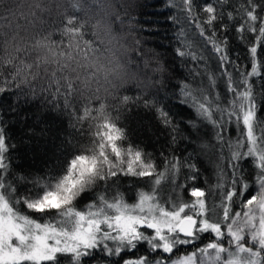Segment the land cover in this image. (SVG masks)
I'll return each instance as SVG.
<instances>
[{"label": "snow or ice", "instance_id": "snow-or-ice-1", "mask_svg": "<svg viewBox=\"0 0 264 264\" xmlns=\"http://www.w3.org/2000/svg\"><path fill=\"white\" fill-rule=\"evenodd\" d=\"M195 3L196 0H167L166 7L179 9V15L169 17L174 23L196 21L199 36L205 44L211 45L218 67L223 69L221 75L226 77L223 81L225 91L233 94L227 100L228 106L224 107L219 103L221 95L209 100L211 93L203 95L208 91L205 88L200 89L204 102L192 96L191 91L184 92L186 96H192L197 115L216 129L215 138L221 142V147L225 140L221 132L227 128L214 119V111L221 116L227 112V123L235 125L238 138L227 141L230 152L228 168L225 169L222 162L217 163L216 183L208 188L193 183L189 198H185L183 193L187 181L177 183L182 166L178 162H169L170 167L166 166L164 172L155 176L151 191H138L137 202H126L124 194L117 190L111 200L99 194V203L88 204L86 211L78 210V198L96 188L99 182H104V188L108 189L109 180L118 174L151 178L156 173V165L143 159L140 151L120 145L122 130L106 121L98 126L99 131L91 133L99 141L98 155H88L82 150L74 154L62 169V174L37 182L40 191L30 189L18 195L17 189L6 185L3 175H0V264H59L60 257H68L65 264H82V260L92 256L97 249L106 257H122L125 252L137 251L142 244L146 246L145 252L135 258H124L122 264H264V118L258 115L260 105L252 83V78L262 76L264 68L258 59V49L264 46V17L257 15V5L253 0H248L250 8L241 5L243 19L236 27V38L247 46L250 71L245 72L237 62L239 57L230 55L229 38L224 35L230 26L222 24L220 34L215 28V24L224 19V13H217L213 3H208L203 7L207 17L201 21L194 15ZM227 18L229 21L237 19L232 12L227 13ZM246 33L255 34L254 41L249 42ZM183 36L185 29L181 27L177 38ZM176 52L180 57L191 55L193 60L198 59L180 47ZM207 78L212 87L217 86L214 76L208 75ZM0 83L8 87L7 81ZM187 88L188 85H184V89ZM5 90L0 86V92ZM63 96L64 106L69 107V93ZM82 113L78 118L85 121L88 110L82 108ZM160 114L165 123H169L165 113L161 111ZM72 115H76L75 109ZM6 152L4 137L0 133V170L5 171L8 168ZM100 157L107 174L102 175L98 183H93L89 177L96 175ZM247 158H251L257 170V190L245 201L246 193L252 190L246 182L244 161ZM223 159L221 155L220 160ZM186 166L192 173L187 180L195 182L198 179L197 165L189 163ZM166 173L169 174L167 177ZM166 178L170 180L171 191L164 199L163 193H158V186ZM237 204L244 211H236L232 215L233 206ZM16 206H26L27 210L44 218L43 222ZM205 235L209 240L203 247L178 254L180 246H194ZM106 264L113 262L106 261Z\"/></svg>", "mask_w": 264, "mask_h": 264}, {"label": "trees", "instance_id": "trees-1", "mask_svg": "<svg viewBox=\"0 0 264 264\" xmlns=\"http://www.w3.org/2000/svg\"><path fill=\"white\" fill-rule=\"evenodd\" d=\"M208 3H213L217 13H224V19L215 24L218 34H220L222 24L230 26V30L224 33L229 38L230 55L233 58L238 56L237 62L244 68V71H250L247 46L241 44L236 38V27L243 19L241 5L244 8H250L248 0H196L194 15L198 16L201 21L207 17V14L203 12V7ZM253 3L257 5V15L264 17V0H253ZM166 5L167 0H139L135 17L141 34L145 38V44L155 53L161 70L164 71V83L146 98L140 97L137 90L129 88L126 94L132 98L116 122V126L123 132L120 145L140 151L143 159L150 160L156 165V173L151 178L124 177L118 174V177L109 180L108 189L104 188V182H99L96 188L83 193L78 198V209L82 208V204L87 205L97 201L98 194H104L111 200L117 190L123 194L126 188H132L135 192L150 191L148 185L152 184L157 174L165 171L166 166L170 167L169 162H178L182 166L181 178L177 179V183L187 181L183 193L185 198H189L188 193L193 183L201 188L214 185L216 168L214 171L209 168L202 153L205 149L206 134H208L210 144L213 145L214 157L217 159L215 166L222 162L225 169L228 168L230 153L225 154L221 151L224 147L226 148L229 139H234L232 132L234 126L232 123H227L229 120L227 112L221 116L219 112L214 111V119L224 123L227 128V131L221 132L225 140L223 147H220L221 142L215 138L216 129L211 123L197 115L196 108L193 107L192 96L204 102L200 89L205 88L208 91L203 95L211 93L209 100H215L217 95H221L219 103L227 107L225 96L231 97L233 94L225 91L223 81L226 77L221 75L223 69L218 67L215 54L211 51V45L205 44L204 39L199 36L195 28L196 21L174 23L169 17L179 15V9L169 8ZM228 12H232L237 19L229 21ZM259 23L258 20L257 27ZM181 27L185 29V36L178 39L177 33ZM246 36L249 42L254 41L255 34L246 33ZM181 40L184 41L183 44ZM177 47L196 55L198 59L193 60L191 55L180 57L176 52ZM201 56L205 59H199ZM258 59L264 65V46L258 49ZM225 68L235 72V69L230 68L229 65H225ZM208 75L217 79L216 87L210 85ZM252 83L260 105L258 115L264 118V68H262V76L252 78ZM184 85H188V88L184 89ZM0 86L6 88L4 92H0V133L7 147L5 163L8 165L7 171L0 170V175H3L6 185L17 189L18 195H23L30 189L34 192L40 191L37 182H44L62 174V169L66 168L73 155L80 153L81 145L92 138L87 122L80 120V123H77L78 117L83 114V107L77 108L72 101L69 107H65V97L62 94H54L46 100L43 98L21 99L14 88L10 89L2 83ZM186 91H191L192 96H186L184 94ZM74 109L76 115H69ZM161 111L165 113L169 123H165V118L160 114ZM199 127L206 129L207 133L203 134L205 137L198 133ZM257 134L259 135V131ZM216 149H220V152ZM221 155L224 157L223 161L220 160ZM189 163L197 165L198 179L195 182L187 180V177L192 174L186 166ZM244 167L247 169L246 182L253 189L257 170L252 165L251 158L244 161ZM168 175L166 173V177ZM210 176L211 181H208ZM167 180L170 184V180ZM112 185L115 186L111 187ZM163 188L164 184L161 183L160 190ZM166 192L163 191V193ZM251 195H253L252 190L247 192L243 199L246 201L251 198ZM16 207H21L26 214L43 222L44 218L27 210L26 206ZM238 207H240L239 204L233 206L232 215ZM206 237L207 235L197 241L194 246H180L178 253L184 254L185 251H192L194 247L203 246L208 240ZM145 248L142 244L137 251L125 252L122 257H106L97 249L92 256L84 258L82 264H106V261L122 264L124 258H135L138 254L144 253ZM67 260L68 257H60L59 264H65Z\"/></svg>", "mask_w": 264, "mask_h": 264}, {"label": "clouds", "instance_id": "clouds-1", "mask_svg": "<svg viewBox=\"0 0 264 264\" xmlns=\"http://www.w3.org/2000/svg\"><path fill=\"white\" fill-rule=\"evenodd\" d=\"M138 7L139 0H0V81L21 99L69 93L88 110L91 133L116 124L129 88L146 98L164 83L135 20ZM98 143L92 136L81 150L98 155ZM99 159L93 183L107 174Z\"/></svg>", "mask_w": 264, "mask_h": 264}, {"label": "rangeland", "instance_id": "rangeland-1", "mask_svg": "<svg viewBox=\"0 0 264 264\" xmlns=\"http://www.w3.org/2000/svg\"><path fill=\"white\" fill-rule=\"evenodd\" d=\"M230 96L229 95H226L225 96V100L227 101L228 100V98H229ZM234 119V118H233ZM233 126H234V129H233V136H234V139H231V140H233V141H235L238 137H237V131H236V127H235V125L234 124H232ZM198 133L200 134V135H202L203 137H205L203 134H206L207 133V131H206V129L205 128H203V127H199L198 128ZM207 135V137H205V139H204V141H205V145H208V147H205V149H203V157H204V159H205V162H206V164L209 166V168L212 170V171H214V168H216L215 167V162H216V158L214 157V153H213V145H211L210 144V141L208 140V134H206ZM211 145V146H210ZM221 147V146H220ZM246 150V149H245ZM216 151H218V152H220V149H216ZM221 152H224L225 154H228V153H230L229 152V150H228V146H226V148L224 147L223 149H222V151ZM211 181V176L210 177H208V181ZM162 183L164 184V188L162 189V190H160V186H158V193H163V191L165 190V191H167L166 193H163V198L164 199H166L167 198V194H168V192H170L171 191V184H169V182H168V180H167V178H166V180L164 179V180H162ZM152 184H149L148 185V187L150 188V191H151V188H152ZM163 186V185H162ZM148 187H146L147 189H148ZM127 190H126V192H125V194H124V199H125V201L126 202H128V203H135V202H137V199H138V196H137V193L138 192H135L134 190H132V188H126ZM257 190V186H256V184H254V186H253V189H252V194H255V191ZM140 191V190H139ZM145 191H147V190H145ZM116 194V193H115ZM98 196H99V194H98ZM114 197V196H113ZM112 197V198H113ZM109 199V198H108ZM97 201H99L98 199H97ZM96 203H99V202H96ZM88 205V204H87ZM87 205H81L82 206V208H80V209H78V210H84V211H86L87 210ZM237 210L236 211H241V212H243L244 211V209H242L241 207H238V208H236ZM235 211V212H236ZM235 214V213H234ZM226 230V229H225ZM206 238H208V240H209V236H207ZM208 240L207 241H205L204 242V245H205V243H207L208 242ZM226 243V242H225ZM203 245V246H204ZM203 246H200V247H203ZM146 247V246H145ZM193 251V250H192ZM191 251H189V253H190ZM178 254H181L182 255V253H178ZM165 256H167V255H169V254H164ZM173 258H175V255H173Z\"/></svg>", "mask_w": 264, "mask_h": 264}, {"label": "bare ground", "instance_id": "bare-ground-1", "mask_svg": "<svg viewBox=\"0 0 264 264\" xmlns=\"http://www.w3.org/2000/svg\"><path fill=\"white\" fill-rule=\"evenodd\" d=\"M108 198V197H107ZM96 202H99V201H95L94 203H96Z\"/></svg>", "mask_w": 264, "mask_h": 264}]
</instances>
